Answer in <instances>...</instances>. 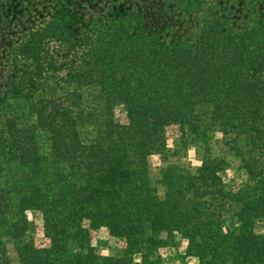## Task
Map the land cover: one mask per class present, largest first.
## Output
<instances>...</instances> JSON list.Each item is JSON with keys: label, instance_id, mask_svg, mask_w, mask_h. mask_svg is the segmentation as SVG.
Returning a JSON list of instances; mask_svg holds the SVG:
<instances>
[{"label": "trees", "instance_id": "trees-1", "mask_svg": "<svg viewBox=\"0 0 264 264\" xmlns=\"http://www.w3.org/2000/svg\"><path fill=\"white\" fill-rule=\"evenodd\" d=\"M189 144L194 171L152 175ZM0 224L17 264H160L176 236L198 264H264V0H0Z\"/></svg>", "mask_w": 264, "mask_h": 264}, {"label": "rangeland", "instance_id": "rangeland-1", "mask_svg": "<svg viewBox=\"0 0 264 264\" xmlns=\"http://www.w3.org/2000/svg\"><path fill=\"white\" fill-rule=\"evenodd\" d=\"M169 133L167 147H173L174 143L178 142L174 141L177 138V135H175L174 131ZM220 137V134L216 133L214 139L211 141V152L213 156H219L225 159L227 165L222 173L223 180L225 183L236 187L242 182L244 177L242 171L238 169L239 159L223 147L219 142ZM202 152L201 145L189 144L184 151L175 156L168 154L166 157H162L160 154L154 153L149 155L147 159L151 173L156 177L159 169L167 163L181 164L189 170L194 171L200 165ZM159 193H162L161 189L159 190ZM26 217L28 220V229L23 239L27 240L31 238L35 245L40 247L45 246L48 243V240L43 234L42 217L36 213H31L30 211L26 213ZM85 226L88 225L85 223ZM5 228L6 227L0 224V239L4 242L10 263L17 264V252L14 248L13 241L4 231ZM261 229L264 231V225L260 230ZM89 237L90 244L98 255L109 257H118L121 255L120 241L116 237L110 235L106 228L101 227L98 229H89ZM185 249V240L176 236L173 243L166 245L160 250V264H198L197 257L188 255Z\"/></svg>", "mask_w": 264, "mask_h": 264}]
</instances>
